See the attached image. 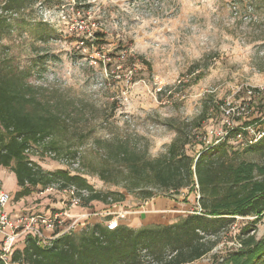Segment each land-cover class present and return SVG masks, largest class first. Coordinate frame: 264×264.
Returning a JSON list of instances; mask_svg holds the SVG:
<instances>
[{
	"label": "rangeland",
	"instance_id": "374dc122",
	"mask_svg": "<svg viewBox=\"0 0 264 264\" xmlns=\"http://www.w3.org/2000/svg\"><path fill=\"white\" fill-rule=\"evenodd\" d=\"M2 13L12 30L0 36V60L13 56L32 83L73 101L77 113L71 131L51 138L57 148L46 141L27 154L45 170L64 169L96 191L125 196L85 201L74 214L88 215L90 224L116 219L140 228L203 211L198 185L139 198L138 190L129 191L125 169L109 167L97 141L129 140L156 158L180 137L184 150L197 155L207 133L220 128L225 103L247 101L248 88L264 86V0H33L19 12ZM250 108L258 118L264 98L257 95ZM226 151L259 163L264 153L232 141ZM63 198L57 193L34 202L55 212ZM239 217L201 264H214L213 255L225 254L239 228L255 218ZM255 233L264 235V217Z\"/></svg>",
	"mask_w": 264,
	"mask_h": 264
},
{
	"label": "trees",
	"instance_id": "16d2710c",
	"mask_svg": "<svg viewBox=\"0 0 264 264\" xmlns=\"http://www.w3.org/2000/svg\"><path fill=\"white\" fill-rule=\"evenodd\" d=\"M32 1L0 0V36L12 30L2 12H19ZM29 74L13 56L0 60V165L16 174L20 190L15 200L60 184L89 190L87 203L122 201L124 195L96 191L80 175L64 169L45 170L27 154L32 146L46 141L50 148H57L51 138L71 131L77 118L76 111L70 109L73 101L49 96V89L32 83ZM97 142L106 161L113 164L109 167L125 169L126 181L132 185L129 191L138 190L139 198L158 196L154 190L178 194L198 185L203 211L191 212L168 225H120L111 230L100 223L90 224L79 232L64 234L51 246H41L27 236L15 250L13 263L192 264L212 252L219 235L241 216L255 217L244 222L234 237V243L241 246L233 245L223 255L214 254L212 263L264 264V235L255 233L264 217V153L260 163L249 161L236 152L228 154V142H223L209 144L193 156L184 150L187 141L177 137L165 154L152 158L129 140L110 137ZM250 150H264V139L246 147ZM0 264H4L2 259Z\"/></svg>",
	"mask_w": 264,
	"mask_h": 264
},
{
	"label": "built area",
	"instance_id": "2783aa9c",
	"mask_svg": "<svg viewBox=\"0 0 264 264\" xmlns=\"http://www.w3.org/2000/svg\"><path fill=\"white\" fill-rule=\"evenodd\" d=\"M248 99L238 103H225L224 117L220 128H213L206 135L205 146L223 142H236L244 144L245 147L254 146L264 139V113L258 118L254 116L251 101L257 95L264 98V86L250 87L247 89ZM246 117L259 119L253 124H241ZM60 193L62 207L59 211L49 212L35 211L30 213L12 214L7 207L12 203L13 197L9 192H0V259L4 264H13L12 257L17 248L22 245L25 237L30 236L37 240L41 246H51L52 243L64 234L77 232L90 225L88 215H76L74 210L80 208L90 192L80 189L74 185L61 187L60 184L49 185L36 192L39 198ZM201 213V211L197 212ZM83 218H86L84 221ZM244 219V217H239ZM108 228L114 230L120 226L116 219L107 224ZM80 229V230H81ZM240 247V244L234 243Z\"/></svg>",
	"mask_w": 264,
	"mask_h": 264
},
{
	"label": "crops",
	"instance_id": "0c3cea01",
	"mask_svg": "<svg viewBox=\"0 0 264 264\" xmlns=\"http://www.w3.org/2000/svg\"><path fill=\"white\" fill-rule=\"evenodd\" d=\"M20 190L17 182V177L14 171L10 168L0 165V192H9L13 197L12 203L7 207L8 212L12 214L28 213L29 211H45V205L36 203L34 200L38 199L35 192L31 195L25 196L19 200H15L16 193ZM40 204V205H39ZM1 240V236H0ZM21 246V245H20ZM202 259L195 261L192 264H201ZM17 264V263H13Z\"/></svg>",
	"mask_w": 264,
	"mask_h": 264
}]
</instances>
